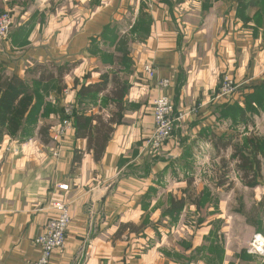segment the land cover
Masks as SVG:
<instances>
[{
    "label": "crops",
    "instance_id": "1",
    "mask_svg": "<svg viewBox=\"0 0 264 264\" xmlns=\"http://www.w3.org/2000/svg\"><path fill=\"white\" fill-rule=\"evenodd\" d=\"M148 1L151 11L144 7L130 42L119 37L118 14L135 1L108 0L86 9L76 28L56 16L53 23L45 15L44 22L27 19L0 46V76L35 82L40 100L18 138L0 130V264L38 263L34 240L56 215L54 200L67 202L72 223L64 251L51 264H236L234 257L264 264V257L238 250L237 215L224 193L231 189L222 182L234 174L248 188L237 160L222 155L233 157L232 145L245 139H264V11L255 17L259 11L248 0ZM14 5L0 0V14ZM179 8L187 12L181 16ZM148 62L156 69L152 80L144 73ZM227 75L239 86L231 103L216 99ZM163 79L171 82L167 90L156 85ZM163 94L178 121L174 140L153 157L144 146L155 128L153 101ZM248 98L253 132L239 141L235 133L243 121L225 119L221 110L238 104L246 111ZM66 102L79 104L86 118L100 116L101 123L93 120L85 136L74 128L55 158L40 132L62 119ZM97 138L98 151L104 148L99 160ZM178 202L184 208L172 210ZM185 217L197 220L196 231L174 235ZM127 225L135 230H121Z\"/></svg>",
    "mask_w": 264,
    "mask_h": 264
},
{
    "label": "rangeland",
    "instance_id": "2",
    "mask_svg": "<svg viewBox=\"0 0 264 264\" xmlns=\"http://www.w3.org/2000/svg\"><path fill=\"white\" fill-rule=\"evenodd\" d=\"M177 1H180V0H176V2ZM197 1L205 2V3H209L211 1H213L212 3L234 1L233 2L234 4L237 2L236 0H197ZM261 1H264V0H259V2ZM107 2L108 0H90V1H86V0H15V5L13 9L10 8L8 11L10 10L14 11V13L16 14L17 22L22 21L21 23H24V22H27V19L31 20L32 23H36V22L39 23L42 20L44 22V15H45L46 18L50 19L48 20V22L53 23L52 21H54V17L56 16L57 18L67 19V20H64L66 22L63 23V26L72 22V24L75 26L74 28H76L84 24V21L86 20L85 19L86 9H88L87 12L89 13V11H92V10L94 11L96 9V8L92 9V6L94 7H98L100 5L103 6ZM133 2L134 4L131 5L128 9H126L124 11V14H118L119 18H121L118 21L119 37H127L129 38V42L133 40V36H135V35H131L132 34L131 31H133V27L136 26L138 22L137 19L143 12L144 7L146 11L147 10L151 11L150 10L151 4L148 0H133ZM179 9H180L179 14L181 16L185 14L183 12H187V8L185 9L179 8ZM56 13H58V15H56ZM201 15H204V14H201ZM56 25L58 24L56 23ZM52 32H53V29H52ZM133 33H135V30L133 31ZM134 44H137V43H134ZM65 106L66 104L63 106V112H64ZM250 128H251L250 118H248V120L244 121L240 125V127L237 129L238 132L235 133V135L239 136L238 137L239 141H243L244 136H249L250 133L253 132L252 128L251 130ZM222 156L225 157L227 161H233L232 157H230V155L228 154H223ZM219 162L223 163L221 159L219 160ZM223 166H224V163H223ZM212 168H213L212 169L213 172L210 170V173L212 172L211 175L213 177L216 175H219L217 168L215 169L214 166ZM234 179H235L234 174H231L230 177H227L225 181H223L222 179V182L226 183L225 188L231 189L228 192H224L227 195H226V199L224 197L225 194L223 195V198L227 201L228 209L235 211L237 215L236 218H234L235 222H233L234 226L232 228V231L235 232V240L237 241L238 250L243 248L246 250L248 254H252L251 252H257L256 250H254L253 244H256L255 242H262L261 240H258L259 238H257V236L264 235V234L256 235L257 234L256 232L264 231V176L262 179H260L261 186L254 190L251 188L248 189V188L243 187L239 178H238V181ZM196 224H197L196 219L188 220V218L185 217L183 221L181 222V224L179 225V227L176 228L177 230H175L179 232V234L174 233V235L176 236L181 235L182 237H189L191 236V232L196 231V227H197ZM64 249L59 251L58 253L63 252ZM260 257H264V250H263V254H261ZM234 260H236L237 262L236 264H240L238 261L239 258L234 257Z\"/></svg>",
    "mask_w": 264,
    "mask_h": 264
},
{
    "label": "built area",
    "instance_id": "3",
    "mask_svg": "<svg viewBox=\"0 0 264 264\" xmlns=\"http://www.w3.org/2000/svg\"><path fill=\"white\" fill-rule=\"evenodd\" d=\"M21 22L16 21L14 11H6L0 15V46L9 41L13 29L21 26L23 24ZM144 73L150 80L155 77L156 69L152 62H148L144 66ZM156 85L161 90H167L171 82L163 79ZM238 90V84L227 75L221 81L216 99L231 103ZM74 112L75 104L66 102L62 119L56 125L51 126L49 139L51 155L55 158H59L64 142L69 133L74 131ZM153 118L155 128L152 135L145 141L144 151L153 157H157L161 156L165 147L174 140L176 122L178 121L169 95L163 94L153 101ZM61 189L68 190L67 187H61ZM51 206L56 215L47 220L44 231L34 240V244L41 250V258L37 264H51L54 256L63 250L67 244V234L72 223L70 207L65 200H54ZM255 243L253 248L257 252L251 253L260 256L263 254L264 242Z\"/></svg>",
    "mask_w": 264,
    "mask_h": 264
},
{
    "label": "trees",
    "instance_id": "4",
    "mask_svg": "<svg viewBox=\"0 0 264 264\" xmlns=\"http://www.w3.org/2000/svg\"><path fill=\"white\" fill-rule=\"evenodd\" d=\"M184 1V0H183ZM241 1V0H240ZM248 4L250 8L256 9L259 12L257 14H261L264 11V1L259 2V0H248ZM136 24V23H135ZM135 27H133V31ZM68 72V69H67ZM59 73L63 74L64 70L59 69ZM43 79L53 78V75H49L48 77H41ZM35 82L29 84L17 77H7L0 76V130L9 134L12 138H18V135L21 133L24 121L27 115H33L34 110H36L37 105L40 103V100H35L37 97L38 90L36 89ZM97 91H103L101 87H96ZM119 101V99H117ZM37 104H35L36 102ZM121 101V99H120ZM249 101V102H248ZM259 103V104H258ZM254 103L250 104V98L247 100V109L246 111L241 110L238 107V104L229 105L224 107L221 110V116L225 119L232 118L236 120L238 117L239 120L243 122L247 120V111H254ZM256 104L261 105L259 99L256 98ZM255 104V105H256ZM119 105V104H118ZM121 105V103H120ZM83 109L79 104H75V112L73 118V125L78 134H82L85 136L87 134L88 129H90V125L93 120H98L101 123V117H90L86 118L85 113L82 111ZM85 111V110H84ZM117 116L113 115V118L110 119L109 124L115 125L117 122ZM109 128V134H111L114 130L113 127ZM51 126H45L41 129L42 137H49ZM98 133H101L102 129H96ZM108 137H105L106 141ZM99 141L101 139L97 138V142L95 143V156L96 159L99 160L104 154V148L102 147L99 150L97 145H99ZM50 143L49 141H47ZM224 147L228 144H223ZM234 149V155L232 157L233 160H237L238 165L237 169L241 173V177L243 183L246 187L255 189L260 186V179L263 178L264 173V139L263 138H248L245 139L244 142L235 143L232 145ZM80 159L76 158V162H79ZM225 163V162H224ZM226 163L224 164V169L226 168ZM223 177L226 176V172L222 174ZM184 208L183 202H178L173 205L174 211H181ZM123 228H129L130 230H135L132 225L123 226ZM120 230V232H121Z\"/></svg>",
    "mask_w": 264,
    "mask_h": 264
}]
</instances>
